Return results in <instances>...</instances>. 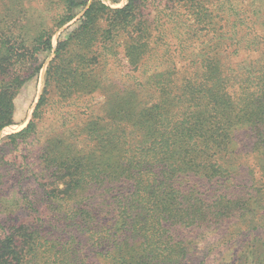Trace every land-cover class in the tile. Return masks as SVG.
I'll list each match as a JSON object with an SVG mask.
<instances>
[{"label":"trees","instance_id":"obj_1","mask_svg":"<svg viewBox=\"0 0 264 264\" xmlns=\"http://www.w3.org/2000/svg\"><path fill=\"white\" fill-rule=\"evenodd\" d=\"M148 3L0 0V134L52 54L32 121L9 139L37 134L54 92L105 98L83 127L46 143L44 158L69 151L55 171L69 174L44 197L59 232L19 227L0 238V264H264V0H163L156 16L150 1L145 19ZM121 47L134 72L161 57L164 69L119 86L106 66ZM240 132L258 173L235 145ZM243 241L246 258L232 260Z\"/></svg>","mask_w":264,"mask_h":264},{"label":"rangeland","instance_id":"obj_2","mask_svg":"<svg viewBox=\"0 0 264 264\" xmlns=\"http://www.w3.org/2000/svg\"><path fill=\"white\" fill-rule=\"evenodd\" d=\"M102 1L113 9L122 8L128 3V0H121L118 4H114L109 0ZM150 1L151 15L156 16L159 14L158 11H162V8L160 10H157V8L163 0H149L148 8L146 7L142 15L145 19H150ZM240 2H243V0H240ZM248 3L249 0H244L243 4L247 5ZM165 11L168 10L165 9ZM262 11L264 12V4L262 5ZM174 13H177L178 17L185 16L188 12L180 8V10L174 11ZM167 14H170V12H167ZM78 19L54 36V49L57 46L61 33L67 28L75 27V22ZM139 19H141V16H139ZM164 20L166 21L167 19H163L162 21ZM129 37H133V34H130ZM180 37V35L176 36V39L172 37L173 40L169 42L170 51H176L177 53H174L176 55H178L179 51L177 45L181 42L179 41ZM200 42L195 47H202ZM119 43L128 47L129 44L132 45L133 41L123 36ZM207 44L210 46L212 43ZM162 50V52H165L164 48ZM118 51L119 54L116 60H108V65L106 64L107 66H105L109 71L110 78L116 81L119 86L124 87L129 85L133 81V78L140 77L145 69L148 70V75L157 70L164 69L165 59L161 57L159 59L149 60L147 62V68L134 72L137 66H133L134 63L130 60V57L133 58V51L124 52L122 47ZM54 57V54L50 56L48 63L40 74L39 80L30 83L17 98L16 124L5 128L0 134V238L2 239H6L11 234L16 233L19 227H31L34 230L43 228L48 232L51 231L56 234L59 232L58 227H56H60V225L56 224V212L51 206V203L44 197L52 191L54 179L65 181L64 179L69 174L68 170L65 171V166H63V174L58 175L55 172L56 167L65 164L69 165L70 162L67 160L69 151L66 150L57 159L53 156L50 148L44 158V149L48 145L46 143L49 139L62 135L63 130L67 127L79 130L91 118L88 117L91 115V111L99 109L100 105H103L105 102V98L101 93H96L91 96L77 94L71 99L66 100L59 92H54L52 94L53 99L50 101L51 107L49 106V110H46L43 115V120L39 125L37 134L27 139H9V136L18 134L26 129L32 121L35 108L45 88V78L49 62ZM143 62L140 61L138 63V68L141 67ZM99 114V111H97L94 116H98ZM236 138L235 145H237L238 149L243 150L244 154L249 156L248 159H251V163L256 167L255 153L253 154L252 152V138H247L244 132H240ZM57 142L60 143L61 140L58 139L54 143L56 144ZM242 143H245V146ZM61 150L64 151L65 148H61ZM46 167L47 172L44 174L43 171H46ZM242 170L244 171L243 167ZM256 172L258 173L257 167ZM60 186L61 190L65 189L63 184H60ZM51 220H53V223L50 222ZM43 221L49 223L45 224ZM24 231V229L21 230V236L17 243L19 247H25L29 242L23 236ZM30 233L33 232L30 231ZM250 245L252 243H248L247 241L241 242L237 248L235 247L236 250H234L235 248L233 249L234 252L231 255V259L234 260L237 257L246 258V253L250 251Z\"/></svg>","mask_w":264,"mask_h":264}]
</instances>
